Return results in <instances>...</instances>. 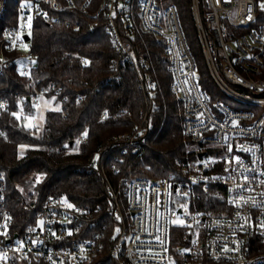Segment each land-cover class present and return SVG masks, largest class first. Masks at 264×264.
<instances>
[{
    "label": "built area",
    "instance_id": "1",
    "mask_svg": "<svg viewBox=\"0 0 264 264\" xmlns=\"http://www.w3.org/2000/svg\"><path fill=\"white\" fill-rule=\"evenodd\" d=\"M6 2L0 0V17ZM62 3L83 15L103 14L117 54L115 65L135 66L143 88L148 79L139 67L148 63L124 36L131 33V12L144 32L163 43L170 90L182 103V132L195 142L196 159L164 177L111 178L108 151L124 152L143 142L147 111L142 123L114 134L89 163L107 189L104 217L56 195L42 203L35 224L20 232L12 228L6 179L0 173V264H264V0H191L210 89L200 84L177 8L162 7L157 0H101L92 13V0L23 1L17 25L5 28L0 38L2 76L13 65L21 74L30 71L34 56L27 44L33 16L59 22L54 11ZM14 51L18 56L11 59ZM64 95L61 87L49 84L29 98L65 100ZM13 98L22 104L18 92ZM9 104L0 93V113ZM86 140L85 133L76 135L78 143ZM109 167L115 174V166Z\"/></svg>",
    "mask_w": 264,
    "mask_h": 264
},
{
    "label": "trees",
    "instance_id": "2",
    "mask_svg": "<svg viewBox=\"0 0 264 264\" xmlns=\"http://www.w3.org/2000/svg\"><path fill=\"white\" fill-rule=\"evenodd\" d=\"M23 1L27 0H7L0 17V38L5 28L17 25L18 7ZM100 1L92 0L88 12H94ZM157 3L177 8L200 84L212 88L207 68L200 65L198 57L191 0ZM54 13L59 22L45 21L40 14L33 16L27 44L34 56L30 71L21 74L13 65L6 76L0 74V93L10 100L0 113V173L6 179V207L12 215V228L18 232L32 227L42 203L56 195L93 216L104 217L107 189L89 163L114 134L131 131L142 123L147 111L149 128L143 142L124 152L108 151L106 166L111 178L164 177L178 173L196 159L195 142L182 132V103L170 90L163 43L141 29L134 11L130 14L131 33L124 36L136 56L148 63L146 68L139 67L147 75L145 88L135 66L127 62L115 65L117 54L103 14L83 15L65 3ZM9 55L15 59L18 53ZM49 84L61 87L65 100L54 98L61 106L46 112L41 129L26 127L22 116L18 119L13 113L20 114V107L31 112L30 95ZM15 92L21 95V105L14 102ZM79 95H83L80 101ZM78 133H85L87 140L78 143ZM112 164L115 174L109 167Z\"/></svg>",
    "mask_w": 264,
    "mask_h": 264
},
{
    "label": "rangeland",
    "instance_id": "3",
    "mask_svg": "<svg viewBox=\"0 0 264 264\" xmlns=\"http://www.w3.org/2000/svg\"><path fill=\"white\" fill-rule=\"evenodd\" d=\"M194 27V34L196 40L198 39L196 35V29ZM198 42V40H197ZM199 52H198V57L200 58V65L201 66H206L202 50L200 49V45H198ZM20 49L26 50L25 46L20 47ZM33 109L31 112H23L22 107H20V114L22 116V123L24 125H27L29 123H32L34 125H37L36 127H29V128H36V129H41L43 124H44V119H45V114L48 110H58L60 108V103L58 101H55L53 97H48V96H40L38 97L37 101L32 103ZM33 117L31 121H29L28 117Z\"/></svg>",
    "mask_w": 264,
    "mask_h": 264
},
{
    "label": "snow or ice",
    "instance_id": "4",
    "mask_svg": "<svg viewBox=\"0 0 264 264\" xmlns=\"http://www.w3.org/2000/svg\"><path fill=\"white\" fill-rule=\"evenodd\" d=\"M261 7L262 8H264V3H262L261 4ZM13 115L14 116H17V118L19 119V114L18 113H13ZM199 115H203V113H200ZM28 119H29V121H31L32 119H33V117H28ZM233 124H236L237 122L236 121H233L232 122ZM26 127H36L37 125H34V124H32V123H29V124H27V125H25ZM213 127H216V125H213ZM21 147H25V146H23V145H21ZM228 151L229 152H231L232 151V149H231V147H229V149H228ZM233 159L234 160H236L237 162H240V157L239 156H235V157H233ZM231 163V161H229V164ZM39 179V177H37V180ZM244 179L245 180H247V177L245 176L244 177ZM237 187H243V186H237ZM240 200L241 201H244V197H240ZM246 202V201H245ZM65 203H67V201L65 200ZM233 203H235V201H233ZM67 207L68 208H74L75 206L74 205H72V204H67ZM175 223H178V224H183L184 223V221L183 220H177V221H175ZM38 225L39 226H42L43 225V221H39L38 222ZM6 226V225H5ZM262 227H264V225H262ZM34 230V229H33ZM118 231V230H117ZM68 234L70 235L71 234V230H69V232H68ZM53 235H55V233H53ZM4 254L3 253H0V256H3Z\"/></svg>",
    "mask_w": 264,
    "mask_h": 264
},
{
    "label": "water",
    "instance_id": "5",
    "mask_svg": "<svg viewBox=\"0 0 264 264\" xmlns=\"http://www.w3.org/2000/svg\"><path fill=\"white\" fill-rule=\"evenodd\" d=\"M24 38H25V40H28V36L27 35H25Z\"/></svg>",
    "mask_w": 264,
    "mask_h": 264
}]
</instances>
